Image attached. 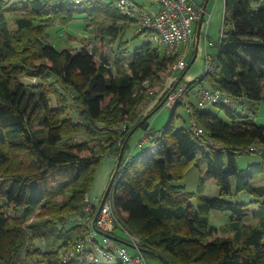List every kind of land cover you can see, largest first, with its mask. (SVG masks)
I'll return each mask as SVG.
<instances>
[{"label": "trees", "instance_id": "1", "mask_svg": "<svg viewBox=\"0 0 264 264\" xmlns=\"http://www.w3.org/2000/svg\"><path fill=\"white\" fill-rule=\"evenodd\" d=\"M7 9L16 27L9 26ZM77 18L87 21L95 39L117 44L110 55L97 46L58 49L47 42L54 23ZM133 23L115 0H0V264H83L64 263L61 254L89 232L86 197L107 157L116 164L121 158L110 190L147 258L158 256L165 264H264V124L238 108H201L190 101L178 103L161 130L150 128L168 92L185 81L186 69L142 113L154 98L150 89L179 56L149 40L129 57L126 33ZM214 62L188 83V94L199 84L218 88L247 99L255 113L264 99V2L225 0ZM181 105L192 108L195 124L177 127ZM140 128L152 144L130 155V140ZM243 153H259L261 159L240 167ZM202 159L206 176L190 192L182 181ZM207 179L218 184L219 196L203 193ZM242 193L249 201H238ZM213 209L231 212L220 230L211 225Z\"/></svg>", "mask_w": 264, "mask_h": 264}, {"label": "built area", "instance_id": "2", "mask_svg": "<svg viewBox=\"0 0 264 264\" xmlns=\"http://www.w3.org/2000/svg\"><path fill=\"white\" fill-rule=\"evenodd\" d=\"M258 1L264 2V0ZM153 2L158 6L156 11H151L134 0H117L116 4L125 16L135 21L137 32H142V35L159 42L165 47L167 54L179 56L177 62L166 72L172 79L173 76L169 72L182 71L188 67L186 54L182 49L192 39L195 24L202 18L204 11L194 0H153ZM222 36L223 28L220 39ZM209 45H214V42L206 41V46ZM206 58L207 72L213 68L215 57L206 54ZM188 83L184 81L172 87L163 107L173 109L180 102L189 103L191 95L188 94ZM193 92L196 95V104L201 108L226 105L241 109L254 118V112L247 99L236 98L221 89L201 84L197 85ZM188 110L192 114V108L188 106ZM193 123H196L195 119ZM198 133H203V128H199ZM146 139L147 133L139 145L142 146ZM85 211V223L89 232L61 254L64 263L76 260L83 264H148L141 248L140 237L127 228L126 214L116 206L113 189L107 195L88 194ZM97 235L103 237V242L99 241ZM119 237L125 239L127 243L120 241Z\"/></svg>", "mask_w": 264, "mask_h": 264}, {"label": "rangeland", "instance_id": "3", "mask_svg": "<svg viewBox=\"0 0 264 264\" xmlns=\"http://www.w3.org/2000/svg\"><path fill=\"white\" fill-rule=\"evenodd\" d=\"M11 3L13 2H20V1H27V0H8ZM117 2V0H115ZM139 1L141 5L146 4L147 8L152 5L151 0H136ZM214 2V0H211V4ZM9 8V7H8ZM149 9V8H148ZM7 17H8V23L10 27H16V21L15 16L12 15V13L7 9ZM137 30L136 23H133L130 28L127 30L126 37L130 39L129 46H130V52L128 54L129 57L132 56V52L135 50L136 47L144 44L145 42L151 40L149 36L140 35L137 37H133L134 32ZM47 42L52 44L58 49H62L65 47H77L80 48L82 46H87L90 49L97 46L100 51H103L104 53H107L110 55L111 50L115 49L116 45H110L107 42L98 40L94 38V32L92 29H87V21L84 18H77L67 24H63L61 22L54 23L49 29H48V37ZM161 51L165 52V47L161 46ZM113 56V55H112ZM191 54L186 56V59L188 60V64L191 62ZM113 60V58H112ZM169 74H171L169 72ZM165 77L162 80H166L168 78V73H165L163 75ZM23 80L25 82H36V79L24 77ZM162 80L157 83L154 87L150 89V92L153 91L152 98L155 97L159 91H161L164 87V84L162 83ZM171 81V79H169ZM166 83V82H165ZM166 85V84H165ZM159 88V89H156ZM151 100V99H150ZM218 114L225 120L230 121L231 118L222 110H219V108H216ZM257 118H252L255 121L264 124V99H262L258 105L257 111ZM172 115V109H161L158 111L151 119V125L153 126L154 130H161L163 127L168 125ZM175 123L177 127H186L193 124L192 116L190 115V112L188 110V107L185 105H181L177 109V114L175 118ZM143 128L138 129L132 136L130 140V153L132 155L139 154L143 148L142 146H138V143L142 140V134H143ZM151 137V136H150ZM75 140L83 141L86 139L84 135H75ZM152 142L148 140V143L145 147L149 148L151 146ZM261 159V155L259 153L255 154H247L243 153L240 154L238 157V162L240 167H247L251 162L258 161ZM108 157L104 159L103 162L107 161ZM102 162V163H103ZM207 171V161L203 160L201 161L200 166H197L195 164H192L187 172L186 176L183 179L182 183H184L187 186V189L190 192H197L198 191V185H199V179L202 176H206ZM97 177V175H96ZM95 177V178H96ZM259 183L264 184V176L262 175L261 178H259ZM233 185L235 186V182L233 181ZM92 189V188H91ZM200 193V192H199ZM205 194L211 195V196H219L220 195V187L218 184L212 180L207 179L206 186L204 189ZM195 201V198L194 200ZM239 202L242 201H249L248 196L245 193H242L239 198ZM211 218V225L213 227L218 228L219 230L221 227L230 219L231 212L230 211H220L217 209H213L210 214ZM124 235L123 233H121ZM100 242H103V237L101 235H97ZM102 260L106 259L102 257ZM148 264H165L163 259L158 256H150L147 258Z\"/></svg>", "mask_w": 264, "mask_h": 264}, {"label": "crops", "instance_id": "4", "mask_svg": "<svg viewBox=\"0 0 264 264\" xmlns=\"http://www.w3.org/2000/svg\"><path fill=\"white\" fill-rule=\"evenodd\" d=\"M134 1L138 3L139 5H141L139 1H136V0ZM194 1L198 6L203 8L205 0H194ZM151 2H152V5L149 6L148 8L151 11H156L158 6L154 4L153 0H151ZM141 6L147 8L146 4H143ZM224 16H225V0H214L212 4H211V0H209L207 7L205 9L204 17L201 21V24H200L201 19L198 22H196L195 33L192 39L188 42V44L184 45L182 49V51L186 54V56L191 54V57H192L190 64H188V67L186 68V70L184 69L185 70L184 80L186 82H191L193 80L199 79L205 74L206 61H207L206 54H210L212 57H215L219 53V41H220L221 31L223 28ZM199 25L201 26L200 29H199ZM136 32H134V34ZM208 40L213 41L214 45L206 46V41ZM182 71L180 70L173 71L171 73V75L173 76L172 79L171 77L168 76L167 81L162 80L164 87L161 88L162 90L159 91L158 94L153 99L149 100L148 102H146V104L143 105L142 113L148 112L151 108H153V106L157 104L162 94L171 86L174 80H176L179 77ZM164 78L165 77H163V79ZM179 78H181V76ZM169 79H171V81H169ZM179 82L180 80L177 81L176 85L180 84ZM156 89H159V88L156 87ZM191 101L196 103L195 92H192L191 94ZM161 109H168V108L162 107ZM254 118H257L256 112L254 113ZM150 128H153V126L151 125V122H150ZM146 132L147 130L144 129L142 137L146 135ZM148 140H150V135L148 136L147 134V139L145 143L143 144V146H146V144L148 143ZM138 146H140L139 143H138ZM130 155H132V153H130ZM115 166H116V159L114 157H108V160L103 162L100 165L98 172L96 174L97 177L94 180V183H93V186H92V189L89 195L97 196V195L104 194L106 192V189L111 180L112 172L114 171Z\"/></svg>", "mask_w": 264, "mask_h": 264}, {"label": "water", "instance_id": "5", "mask_svg": "<svg viewBox=\"0 0 264 264\" xmlns=\"http://www.w3.org/2000/svg\"><path fill=\"white\" fill-rule=\"evenodd\" d=\"M208 2H209V0H205V2H204V5H203V11H204V12H205V9H206V7H207ZM204 12H203V14H202V18H201V20H200V24H201V21H202V19H203V17H204ZM200 27H201V26L199 25V29H200ZM120 159H121V158H120ZM120 159L118 160V162H117V164H116V167H115V170H116V171H117L118 168H119V165H120ZM115 175H116V173L113 174V176H112V178H111V180H110V182H109V184H108V187H107V189H106L105 195H107L108 192L110 191V188L112 187V185H113V183H114V180H115ZM123 242L127 243L126 241H123Z\"/></svg>", "mask_w": 264, "mask_h": 264}]
</instances>
